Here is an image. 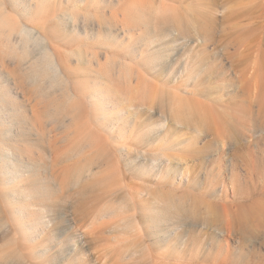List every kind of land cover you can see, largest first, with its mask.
<instances>
[{"label": "rangeland", "instance_id": "374dc122", "mask_svg": "<svg viewBox=\"0 0 264 264\" xmlns=\"http://www.w3.org/2000/svg\"><path fill=\"white\" fill-rule=\"evenodd\" d=\"M129 1L0 0V159L27 168L0 170V264H264V0ZM165 31L205 41L159 57L170 76L129 54Z\"/></svg>", "mask_w": 264, "mask_h": 264}, {"label": "bare ground", "instance_id": "6f19581e", "mask_svg": "<svg viewBox=\"0 0 264 264\" xmlns=\"http://www.w3.org/2000/svg\"><path fill=\"white\" fill-rule=\"evenodd\" d=\"M39 1H41V0H39ZM160 1V8H164V9H167L168 7H170V9L172 8L171 6H167V3L166 2H164V1H161V0H159ZM158 1V2H159ZM157 1H154V0H152V2H150V3H155L154 5H156V3H158ZM41 3V2H40ZM140 5V4H144L142 1H139V2H137L136 0H133V1H129L128 3H126L125 5H124V9L125 10H127V11H131L132 12V10L134 9V11H135V5ZM137 9V8H136ZM139 10V9H138ZM140 12L141 13H139L138 12V14L137 15H139V16H137V18L139 17V19L141 18V17H144V14H145V12H147L146 10H145V8H144V6H143V8L141 9L140 8ZM163 10V9H162ZM45 11V10H44ZM133 11V12H134ZM130 13V12H129ZM136 13V12H135ZM118 14V13H117ZM116 15V14H115ZM111 16H114V15H111ZM134 17H136L135 15H133ZM132 16V17H133ZM58 17V16H57ZM115 17V16H114ZM128 17H130V16H128ZM127 17V18H128ZM131 17V18H132ZM52 19V18H51ZM133 20V19H129L128 20V22H127V28L125 29L124 28V31L126 30L127 32H132L133 31V29L138 25V23L140 24L141 23V20ZM48 21H49V19H47ZM71 20V19H70ZM52 21V20H51ZM64 21V20H63ZM50 22V21H49ZM51 23V22H50ZM55 24V23H54ZM54 24L53 25H51V27L52 26H54ZM50 28V27H49ZM52 29H55V28H52ZM41 30V29H40ZM50 31V30H49ZM55 31V30H54ZM166 32V31H165ZM23 34H25V35H27V37H29L30 39L29 40H31V39H33L34 41H35V43L38 45V46H43V48H46V49H49V51H51L52 53H51V55H53L54 56V59H51V60H53L52 61V63L51 64H53V67H55V68H57L58 69V67H63L62 66V63L60 62V58L58 59V57H57V51L53 48V44L51 43V40H50V38L51 37H47L46 35H40V36H36L34 33L32 34L30 31H27V30H25L24 32H22ZM41 33V32H40ZM46 33V32H45ZM48 33V32H47ZM46 33V34H47ZM50 33H52V31H50ZM54 33V32H53ZM178 34L179 33H183V32H177ZM55 34V33H54ZM160 34H163V36H162V40H166L167 42L165 43H162L161 45H157L156 44V46H155V43L156 42H154V41H157V37H156V39L155 40H152V42H149V43H147V44H145L144 45V47L143 48H141V47H136V46H138V44H134L133 46H135L136 48H135V50L134 51H130L129 52V54L131 55V56H134V53H136L137 51H144V52H147L145 55H143V59H144V62L146 63V66H149V67H151V69L153 70V71H155V75L158 73V72H161V73H164V70L166 71L165 73H167V75L169 74V76H170V74H172V73H170V70H172V64H168V65H160V63L158 62L159 60H158V58L159 57H162L163 59H164V61H166L167 60V58L168 57H166V56H168V54H169V52H170V47H172V46H176L177 44H178V41H182V40H185L186 38H190V37H196L195 35H191V36H186V37H183V38H181V39H178V36L177 37H174L173 36V34L170 32V33H168V32H166V33H160ZM51 34H49L48 36H50ZM54 37V36H53ZM155 37V36H154ZM52 39V38H51ZM170 40V41H169ZM55 41V40H54ZM53 41V42H54ZM62 41V40H61ZM205 42L204 41V39H202L201 37H196V40H193V41H191L192 43H197V42ZM45 44V45H44ZM55 44V43H54ZM36 45V46H37ZM186 45V44H185ZM57 46V45H56ZM55 46V47H56ZM46 49H45V51H46ZM139 49V50H138ZM60 50V49H59ZM50 53V52H49ZM48 53V55H46L47 57L50 55ZM59 53H61V52H59ZM170 54H172V56H170L169 58L171 59L172 57H173V59H172V61L174 60V57H175V55L176 54H173V53H171L170 52ZM152 58H151V57ZM50 57L51 56H49V59H50ZM60 57H61V55H60ZM153 59V65L151 64V62L149 61V59ZM47 59V58H46ZM156 60H158V61H156ZM47 62H49V61H47ZM132 62H135V59L134 60H132ZM48 64V63H47ZM50 64V63H49ZM156 65V66H155ZM164 66H166V68L167 69H164L165 67ZM129 67V70H130V72H131V77H137V80H136V83H135V85H134V87L136 88V90H134L133 88H131V95L132 96H135V97H139V98H141L140 96L141 95H143V93H145L148 89H147V87H148V81H147V79L145 78L146 76H144V73H142V70L140 69H138L137 70V72L135 71V68H133L132 66H128ZM162 67H163V69H162ZM56 69V70H57ZM54 70V69H53ZM65 70V69H64ZM62 71H63V69H62ZM136 72V73H135ZM59 73V72H58ZM65 77V76H64ZM154 77V76H153ZM156 80V79H155ZM159 81V80H158ZM157 82V81H156ZM155 83V82H154ZM131 84V83H130ZM152 84V83H151ZM152 85H154V84H152ZM155 85H156V83H155ZM164 86H167V83H164L163 84ZM84 87V86H83ZM97 90V89H96ZM130 95V96H131ZM96 97H98V99L100 98V96L98 95V93L96 94ZM103 98V97H102ZM133 98V97H132ZM152 99L153 100H151V104H153V103H155V98L154 97H152ZM104 101H107L108 103H109V111H115L117 108L115 107L116 105L109 99V98H107V97H104ZM139 105H144V106H146V102L145 101H140V104ZM108 106V105H107ZM150 106V105H149ZM0 108H2V106H0ZM149 108V107H148ZM112 114V113H111ZM99 116V115H98ZM99 121H101L100 119H99ZM22 124V123H21ZM96 124V123H95ZM96 127H97V125H96ZM98 129H101V128H98ZM22 164H24V163H20V161L19 160H17L15 157H13V154L12 153H9V155H5V153H4V155L1 157V159H0V170H2V169H6L5 171H4V173L5 172H8V174H9V176H12V177H14L13 175L15 174V173H20V174H23V170H25V172L27 171L26 169V167H24ZM14 165H15V167H14ZM27 165L29 166V164L27 163ZM29 171V170H28ZM30 172V171H29ZM93 172V171H92ZM221 175V171H217V172H215L214 174H213V177H217V176H220ZM13 179V178H12ZM127 191V190H126ZM138 193V192H137ZM127 194V193H126ZM140 194V193H139ZM134 196V195H133ZM140 196H141V194H140ZM132 199H133V201H134V208L133 209H135V207H139L138 205L140 204V201L138 200V197L137 196H134V197H131ZM140 199V198H139ZM132 202V201H131ZM129 203V202H128ZM133 203V202H132ZM144 203V202H143ZM147 203V202H146ZM145 203V204H146ZM130 204V203H129ZM130 206H132L133 207V205H131L130 204ZM146 207L147 205H143V207ZM145 207H144V209H145ZM150 207H148V209H149ZM139 210V209H138ZM146 210V209H145ZM144 210V212H146ZM150 210V209H149ZM159 210V209H158ZM168 210V209H167ZM170 210V209H169ZM133 212L135 211V210H132ZM136 211H137V208H136ZM135 211V212H136ZM153 211V210H152ZM24 210H19V211H17V215H16V212H11L13 215H15L16 217L18 216V219H20L21 220V222L22 223H20V224H23V225H25L24 223H25V214H24ZM129 212H130V209H129ZM165 212V211H164ZM167 212V211H166ZM147 213L148 214H145V216H147L148 215V217H149V222H156L157 224H158V226H159V228H161L162 227V225H163V223H164V219H163V217H162V215H156V214H158V212L156 213V214H152V212H149L148 210H147ZM154 213V212H153ZM170 212H167V214H169ZM131 214V213H130ZM132 215V214H131ZM134 215V214H133ZM136 216V215H135ZM132 217V216H131ZM242 218V217H241ZM244 218V217H243ZM231 221H233V220H231ZM235 221V220H234ZM233 221V222H234ZM237 221V220H236ZM241 221V220H240ZM232 222V223H233ZM240 224V229H241V231L242 232H240V233H243L244 235H246L245 234V226L247 225V222L244 220V221H242L241 223H239ZM45 225H46V222H45V219H43L42 217H40L39 219H38V222H37V225H36V228H35V230L37 231V235L35 236V235H33V241L34 242H36L38 239L40 240V238H42V237H44V233H45ZM137 225V224H136ZM26 226V225H25ZM154 226V225H153ZM151 231V230H150ZM149 231V232H150ZM157 233V232H156ZM224 233H226L228 236H230V235H233L234 233H235V231H234V229L231 227V225H227V227H226V229H225V231H224ZM152 246V245H151ZM39 248V246L38 247H36V254L38 255V256H40L41 257V251H39V250H37ZM154 257V256H153ZM163 259V258H162ZM51 261H52V259H51Z\"/></svg>", "mask_w": 264, "mask_h": 264}]
</instances>
